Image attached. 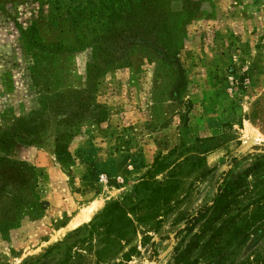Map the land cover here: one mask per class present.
<instances>
[{
	"label": "rangeland",
	"instance_id": "obj_1",
	"mask_svg": "<svg viewBox=\"0 0 264 264\" xmlns=\"http://www.w3.org/2000/svg\"><path fill=\"white\" fill-rule=\"evenodd\" d=\"M128 1L0 0V264H173L192 237L179 218L228 168L239 186L190 264H264V0H143L166 25L146 45L119 29ZM107 148L124 168L95 166ZM81 188L111 195L85 204ZM48 200L68 209L40 228ZM112 201L133 228L115 251L103 228L73 233Z\"/></svg>",
	"mask_w": 264,
	"mask_h": 264
},
{
	"label": "trees",
	"instance_id": "obj_2",
	"mask_svg": "<svg viewBox=\"0 0 264 264\" xmlns=\"http://www.w3.org/2000/svg\"><path fill=\"white\" fill-rule=\"evenodd\" d=\"M136 2L137 3L132 4L130 3V0L128 1L129 7L125 11V23L124 26L119 29L126 28V30H129V32L134 34L132 40H138L142 45L148 43V38H146L148 35L152 36L153 40H159L162 36L160 35L161 30H163L166 25L161 21L158 9L156 11L151 10L150 12L147 4H143V0H136ZM112 3L113 2H111V4ZM187 14L186 9H183L180 12L170 11L167 14L171 18L169 32L171 35L173 34L171 44L173 55L176 53L178 37L179 35H182V30L180 28L184 24L185 18L188 17L186 16ZM120 18L121 17H119V19ZM236 159L237 158H232L231 163L236 161ZM229 173L230 168L225 171L224 175L216 183L215 190L212 192L209 202L198 207L192 214L179 218V220L182 221V224L176 232L191 234L192 237L175 254L173 264H190V253L193 249L197 248L200 234L206 230V228L211 229L210 225L212 222L228 208V205L234 196V190L239 186L237 182L234 180L231 181L227 178ZM146 184L147 182L145 181L142 183V185ZM159 184L161 183L157 182L154 185L159 186ZM163 184H165V182ZM126 212L127 209L122 204L112 201L106 204L104 208L87 224L75 228L73 233L77 234L81 230H87V228H90V230L103 228V233L109 243L108 249L115 251L121 241H126L127 238L133 234V228H128L131 220L126 216ZM150 246L153 250L154 242H152Z\"/></svg>",
	"mask_w": 264,
	"mask_h": 264
},
{
	"label": "crops",
	"instance_id": "obj_3",
	"mask_svg": "<svg viewBox=\"0 0 264 264\" xmlns=\"http://www.w3.org/2000/svg\"><path fill=\"white\" fill-rule=\"evenodd\" d=\"M125 153H126L125 151H119V153H118L115 151L114 148H107V152L105 154L101 155L102 157L99 158L101 160H98L97 150L93 149L92 156H93V160H94L96 167L102 166L103 168L112 170L114 168L117 169L120 166H121V168H124L125 163H127V161H128ZM122 181H124V179H122ZM126 189H129V186L126 187ZM79 192H80L79 194L82 195L81 198H85V200H86L85 204L91 203L94 200L102 199V205L101 206H103L105 204L106 200H108L110 195H111L110 191L107 190L106 188H104L100 191H94L93 188L86 189L85 191H83V189L81 188ZM100 197H102V198H100ZM45 206H46V208L44 210V213L40 217V220L38 223H39L40 228L49 229V225H51L50 223L52 221H55V220L61 218L62 215L67 211L68 208H66V206L64 204H61V206L59 208L56 207L57 204L53 200L52 201L48 200L45 203ZM77 213H78V210H73V212L69 214V217L65 221V223H63L62 225H60L57 228L52 229V231L55 232V231H59V230L63 229V231L66 232V231L73 229L74 227L66 228V226H67L68 221L72 217H74ZM37 228H39V227H37ZM31 229H34V228H31L29 226V224H27V225L20 227L17 230H12L10 235L12 238H14V241L24 242V239L26 238L25 236L30 235ZM5 244H8V243L5 242ZM5 250H8V249L6 248V245L1 244V237H0V252H5Z\"/></svg>",
	"mask_w": 264,
	"mask_h": 264
},
{
	"label": "bare ground",
	"instance_id": "obj_4",
	"mask_svg": "<svg viewBox=\"0 0 264 264\" xmlns=\"http://www.w3.org/2000/svg\"><path fill=\"white\" fill-rule=\"evenodd\" d=\"M98 205H100V204H97V203L93 204L88 210L84 211V213L81 215V217H79V219H77V221H72L69 226L72 227V226L80 223L81 221L88 219L90 217L91 213L98 208Z\"/></svg>",
	"mask_w": 264,
	"mask_h": 264
},
{
	"label": "built area",
	"instance_id": "obj_5",
	"mask_svg": "<svg viewBox=\"0 0 264 264\" xmlns=\"http://www.w3.org/2000/svg\"><path fill=\"white\" fill-rule=\"evenodd\" d=\"M98 177H99V179H102V180H104V179H105V176H104V174H100Z\"/></svg>",
	"mask_w": 264,
	"mask_h": 264
}]
</instances>
